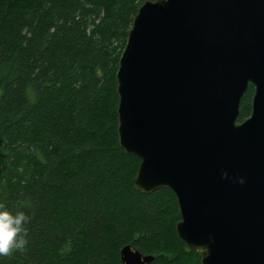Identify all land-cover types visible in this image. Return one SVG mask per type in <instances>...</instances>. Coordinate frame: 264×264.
<instances>
[{
	"label": "trees",
	"instance_id": "1",
	"mask_svg": "<svg viewBox=\"0 0 264 264\" xmlns=\"http://www.w3.org/2000/svg\"><path fill=\"white\" fill-rule=\"evenodd\" d=\"M157 0H0V203L28 243L0 264H202L168 188L136 189L119 137L117 74L140 7ZM255 87L238 123L252 114Z\"/></svg>",
	"mask_w": 264,
	"mask_h": 264
},
{
	"label": "water",
	"instance_id": "2",
	"mask_svg": "<svg viewBox=\"0 0 264 264\" xmlns=\"http://www.w3.org/2000/svg\"><path fill=\"white\" fill-rule=\"evenodd\" d=\"M117 82L120 144L141 160L136 189L174 193L178 235L202 264H264V0L146 1ZM121 257L155 259L130 245Z\"/></svg>",
	"mask_w": 264,
	"mask_h": 264
},
{
	"label": "clouds",
	"instance_id": "3",
	"mask_svg": "<svg viewBox=\"0 0 264 264\" xmlns=\"http://www.w3.org/2000/svg\"><path fill=\"white\" fill-rule=\"evenodd\" d=\"M227 178L228 173L225 172ZM244 178H239L243 184ZM29 217L24 211L15 212L9 210L5 204L0 203V257L7 256L13 249H22L28 243L26 223Z\"/></svg>",
	"mask_w": 264,
	"mask_h": 264
}]
</instances>
